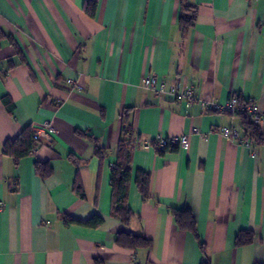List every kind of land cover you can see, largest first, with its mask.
<instances>
[{
  "label": "crops",
  "instance_id": "crops-1",
  "mask_svg": "<svg viewBox=\"0 0 264 264\" xmlns=\"http://www.w3.org/2000/svg\"><path fill=\"white\" fill-rule=\"evenodd\" d=\"M182 16L194 18L186 32ZM149 76L264 113V0H0V264H202L176 225L182 209L194 213L210 264H264V143L245 137L241 116L156 96L143 87ZM48 124L54 132L32 139L18 165L3 153ZM230 127L240 140L220 133ZM186 135L188 149L146 146ZM122 141L132 149L127 224L112 214ZM38 163L52 175H38ZM138 171L150 176L148 201ZM93 216L103 219L95 229L66 222ZM242 232L254 241L237 247ZM120 234L152 245L124 249Z\"/></svg>",
  "mask_w": 264,
  "mask_h": 264
},
{
  "label": "trees",
  "instance_id": "trees-1",
  "mask_svg": "<svg viewBox=\"0 0 264 264\" xmlns=\"http://www.w3.org/2000/svg\"><path fill=\"white\" fill-rule=\"evenodd\" d=\"M93 6L88 4L87 11ZM194 18H187L182 16L180 20V27L182 32H186L193 26ZM239 99V98H238ZM241 103L243 101L239 100ZM243 118V130L245 131V137L251 140H255L258 143H264V136L261 133V128L255 126L247 117L246 114H239ZM124 132L127 135H132V128L126 123ZM33 136L30 128L24 130L19 138L15 141H8L5 146L3 153L7 156L13 157L15 163L18 165L19 162L25 157L29 156L32 152ZM98 155L101 152L97 151ZM132 162V149L131 145L122 141L118 148V160L115 167L112 170L111 187H112V200L113 210L112 214L118 217L123 223L127 224L132 217V212L125 207L129 195V187L132 177L131 170ZM36 172L42 178H47L53 173V169L48 164H37ZM136 176V183L139 187L141 195L144 201H148L151 198L150 193V176L143 171H138ZM75 192L81 197H84L83 186L79 183H75ZM173 216L176 225L181 231L190 233L196 240L201 252L203 253L204 260L202 264H210L209 260L205 256L206 246L201 241L198 233L197 221L194 213L190 209L174 210ZM67 223H76L88 228H98L102 225L103 219L99 216H93L86 222H77L73 220H66ZM254 241V235L252 232H242L235 238V245L237 247L247 246L252 244ZM116 244L124 249L136 250V249H148L151 247L152 242L145 239L144 237L135 236L132 234H120L117 238ZM99 264V263H98Z\"/></svg>",
  "mask_w": 264,
  "mask_h": 264
},
{
  "label": "built area",
  "instance_id": "built-area-1",
  "mask_svg": "<svg viewBox=\"0 0 264 264\" xmlns=\"http://www.w3.org/2000/svg\"><path fill=\"white\" fill-rule=\"evenodd\" d=\"M70 84L74 86V82L71 81ZM143 87L146 90L152 91L158 97L170 93L177 102H184L187 107L198 104L201 110L204 112H219L234 117L239 114H246L248 119L255 126L264 129V113L260 111L259 106L252 102L241 103L237 96L231 98L225 105L221 106L220 104L213 101L208 102L204 100H198L194 94V91L191 88H187L179 81L174 82V84L169 88L164 84L158 85L157 80L151 76L147 77L143 81ZM47 131L54 132L52 125L48 124L45 125L41 130H35L33 132V140L37 142L43 137L49 138L50 136ZM193 133H197V130L193 129ZM220 133L232 141H238L241 139L240 131L234 127L221 128ZM153 143L158 144L162 149H166L169 146H179L184 149H188L190 140L189 136L187 135L173 138L158 137L154 142H146V146L149 147Z\"/></svg>",
  "mask_w": 264,
  "mask_h": 264
}]
</instances>
